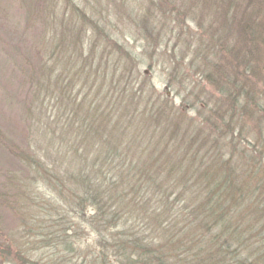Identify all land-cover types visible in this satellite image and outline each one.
I'll use <instances>...</instances> for the list:
<instances>
[{
    "label": "trees",
    "instance_id": "1",
    "mask_svg": "<svg viewBox=\"0 0 264 264\" xmlns=\"http://www.w3.org/2000/svg\"><path fill=\"white\" fill-rule=\"evenodd\" d=\"M177 1L172 3L176 5ZM238 1L228 0L231 13L240 5ZM182 5L183 2L177 4ZM212 6L219 9L220 3ZM263 7L264 0H250L241 11L243 15L249 10L245 19L236 18L234 12L230 16L225 7L224 22L220 21L219 10L216 12L213 23L218 37L223 33L238 36L230 50L225 46L220 48L227 53L228 60L224 62L229 65L227 71L215 60L217 40L214 38L211 46L204 48L206 40L193 36L188 37L190 42H197L193 53L187 50L180 56L175 48L160 50L158 56L176 63L174 68L164 71L173 80L185 73L196 77L193 84L200 91L203 88L199 83L208 81L228 97L226 110L218 99L213 105L221 107V112L215 108L209 110L221 117L237 121L241 116L247 118L248 112L254 114L259 106L257 94L264 96V66L260 69L254 56L258 46L264 47ZM184 8L185 5L179 11ZM161 43L167 47L169 41L166 38ZM57 50L58 47L51 51L55 54ZM209 55L213 57L211 61L200 63L202 56ZM42 72L44 81L40 71L36 76L30 70L29 97L40 102L44 92L55 100L59 78L53 69ZM119 72L121 79L109 82L105 104L97 106V96L91 105L85 99L70 98L58 109V114L55 106L49 105L51 114L47 118L45 109L38 104L37 126L32 127L24 148L20 149L18 143L0 132V147L8 152L13 166L0 167V211L4 209L22 217L25 211L21 214L16 206L23 199L12 193L16 190L17 194L22 193L23 187L24 193L28 192L26 199L30 207L22 225H36L39 220L38 225H64L66 212L75 219L85 209L87 224L97 225L103 239L110 232V239L111 236L118 239L109 244L107 251L115 255L119 264H264V131L254 138V144L238 147L233 133L211 130L209 135L219 143L216 146L213 139L205 138L207 135L201 129L184 122L179 111L157 103L158 98L155 99L149 87H142L137 81V89L132 90L129 75ZM70 86L71 83L66 88ZM190 91L185 92L188 98H191ZM195 97L197 106L206 104L198 93ZM252 101L255 102L249 104ZM62 121L70 131L61 129ZM59 133L77 142L73 144L70 161L58 153L68 146L65 140L64 147L55 145ZM238 133L239 129L235 130ZM187 140L193 143L190 148H184L189 158L178 155ZM18 166L29 175L22 176L24 182L19 179ZM41 183L56 198L52 200L51 195L44 194V200H39L34 186ZM35 201L41 202L38 211ZM69 220L70 225L79 223V220L75 223ZM118 225L138 229L142 243L137 242L138 234L127 238L124 233L115 235L112 231ZM37 236L43 237V233ZM6 242L0 241L1 253H9ZM92 260L97 264H111L108 258Z\"/></svg>",
    "mask_w": 264,
    "mask_h": 264
},
{
    "label": "rangeland",
    "instance_id": "2",
    "mask_svg": "<svg viewBox=\"0 0 264 264\" xmlns=\"http://www.w3.org/2000/svg\"><path fill=\"white\" fill-rule=\"evenodd\" d=\"M181 2L185 5L182 12L179 10L184 5L177 6ZM218 2L220 8H214L212 5ZM177 4L174 5L172 0H0V132L18 143L20 149L24 148L32 127L37 126L35 120L38 104L45 109V118L51 114L49 105H54L55 113L58 114V109L70 98L85 99L91 105L95 100L94 96H97L95 104H105L109 82L121 79L120 70L124 76L129 75L132 90L137 89V81L140 86L149 87L155 99L158 98L157 103L170 106L174 112L179 111L184 116V122L197 126L207 135L205 138L213 139L216 146L219 143L209 135L211 130L233 133L238 147L254 144V138L264 131V96L257 94L256 103L259 106L254 114L248 112L247 118L241 116L237 121H233L227 116L221 117L209 110L215 108L217 112H221V107L216 108L215 104L213 105L216 99L223 103L222 108L226 110L229 106L228 97L205 80L199 83L203 91L195 89L193 82L197 81L196 77L183 70H179L180 73H185L183 77L173 80L172 75L169 77L164 69L174 68L176 63L158 56L164 48H175L180 52V56L187 50L188 53H193L197 42H190L189 36L206 40L204 48L211 46L215 38L219 44L215 60L227 71L229 65L224 63L228 60L227 53L220 48L225 46L230 50L238 36L236 34L235 37H229V34L223 33V36L218 37L219 33L213 21L219 10V16L222 14L220 21L224 22L222 16L227 13L225 7L230 16L234 12L236 18L242 16L241 18L245 19L249 10L243 15L241 11L250 4V0L239 2L240 5L232 13L228 8V0H178ZM262 11L264 12V7ZM247 20H250L249 16ZM166 38L169 43L164 47L161 42ZM56 47L58 50L54 54L51 50ZM215 50L216 48L212 52ZM155 54L151 61L152 55ZM254 56L261 69V65L264 66V47L258 46L254 50ZM211 58L213 57L210 55L208 58L202 56L199 61H211ZM115 64L118 76L114 69ZM50 69L55 70L59 78L55 100L51 95H44V92L40 102L32 100L28 92L30 70H34L36 76L40 71L41 80L44 81L42 71ZM69 83L71 86L67 89L66 85ZM119 88L122 86L119 85ZM190 89L191 98H188L185 92ZM197 93L206 104L196 105L199 103L195 97ZM235 97L237 98L238 94H235ZM83 107L88 109L86 105ZM258 109L261 112L257 113ZM59 124L63 131H70L68 126H65L66 122ZM233 127L235 130L239 129L238 134H235ZM63 140L68 146L58 150V153L70 161L73 144L77 142L59 133L55 145L64 147ZM190 140L194 139L191 137ZM226 143L229 148L227 139ZM192 144L188 140L183 145L181 142L182 152H178V155L189 158L184 148H190ZM167 146L170 147L169 144ZM0 167H13L11 157L1 147ZM21 167L18 166L21 177L19 179L24 182L22 176L29 175ZM34 187L40 196L39 200H44V194L51 195L52 200L56 198L42 183L35 184ZM21 191L20 194H17V190L12 193L23 199L24 204L16 206L21 214L25 211L21 218L4 209L0 211V241L7 240L9 245L8 248L4 246L9 253L0 252V264H97L92 259L98 260L99 257L106 260L108 258V263L119 264L115 255L107 251L116 236H111L110 239V232L106 233L109 235L103 239L97 225L87 224L88 213H84L85 209H81L80 217L75 219L66 212L64 225H38L41 220L36 225H22L23 219L29 213L30 203L26 199L28 192L24 193V187ZM34 204L38 211L41 202L35 201ZM56 217V220H59L57 214ZM68 220L71 223L79 220V223L70 225ZM62 227H65L63 231ZM56 231L60 234H56ZM112 232L115 235L124 233L125 238L138 234L137 242L142 243L141 233L131 225H118ZM41 233L43 237L40 236V239L37 234ZM47 236L50 237L48 242Z\"/></svg>",
    "mask_w": 264,
    "mask_h": 264
}]
</instances>
